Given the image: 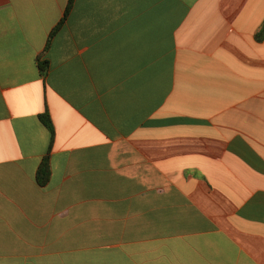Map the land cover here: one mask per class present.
I'll return each instance as SVG.
<instances>
[{
	"label": "crops",
	"instance_id": "0c3cea01",
	"mask_svg": "<svg viewBox=\"0 0 264 264\" xmlns=\"http://www.w3.org/2000/svg\"><path fill=\"white\" fill-rule=\"evenodd\" d=\"M67 3L0 0V264H264V0H74L51 36Z\"/></svg>",
	"mask_w": 264,
	"mask_h": 264
},
{
	"label": "trees",
	"instance_id": "16d2710c",
	"mask_svg": "<svg viewBox=\"0 0 264 264\" xmlns=\"http://www.w3.org/2000/svg\"><path fill=\"white\" fill-rule=\"evenodd\" d=\"M74 0H68L66 9L64 13V17L61 20L60 24H58V26L52 31L51 36L53 35V33L55 31L58 30L59 26L61 24H63V22L65 21V19L67 18V15L69 14L68 12H70L72 6H73ZM38 68L40 70V72L42 74H45L47 72L48 69V65L46 61H42L38 63ZM39 117V121L50 131V142L53 141V130H52V124L50 121V118L48 117L47 114H42ZM37 182L40 185H44L48 182L49 180V176H50V167H49V159H48V155L46 157L43 158L39 168H37Z\"/></svg>",
	"mask_w": 264,
	"mask_h": 264
}]
</instances>
